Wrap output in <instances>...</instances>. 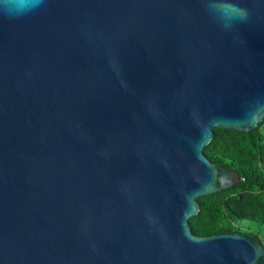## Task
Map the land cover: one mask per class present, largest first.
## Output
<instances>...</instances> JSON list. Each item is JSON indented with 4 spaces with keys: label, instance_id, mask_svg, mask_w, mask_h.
<instances>
[{
    "label": "water",
    "instance_id": "water-1",
    "mask_svg": "<svg viewBox=\"0 0 264 264\" xmlns=\"http://www.w3.org/2000/svg\"><path fill=\"white\" fill-rule=\"evenodd\" d=\"M30 8L0 0V264H264L261 240L189 224L239 181L213 128L264 118V0Z\"/></svg>",
    "mask_w": 264,
    "mask_h": 264
},
{
    "label": "trees",
    "instance_id": "trees-1",
    "mask_svg": "<svg viewBox=\"0 0 264 264\" xmlns=\"http://www.w3.org/2000/svg\"><path fill=\"white\" fill-rule=\"evenodd\" d=\"M263 120L242 132L213 128L204 154L239 174L231 187L198 198L199 212L189 218L193 233L210 235L236 231L261 240L264 246V134Z\"/></svg>",
    "mask_w": 264,
    "mask_h": 264
},
{
    "label": "clouds",
    "instance_id": "clouds-1",
    "mask_svg": "<svg viewBox=\"0 0 264 264\" xmlns=\"http://www.w3.org/2000/svg\"><path fill=\"white\" fill-rule=\"evenodd\" d=\"M45 2L46 0H31V8L28 12L38 10L44 5ZM234 7L236 8V14L228 19H224L220 15H217L216 13L212 12L214 17L221 23L222 27H224L226 30H230L236 23H242L248 18V13L245 9L239 8L235 5Z\"/></svg>",
    "mask_w": 264,
    "mask_h": 264
},
{
    "label": "rangeland",
    "instance_id": "rangeland-1",
    "mask_svg": "<svg viewBox=\"0 0 264 264\" xmlns=\"http://www.w3.org/2000/svg\"><path fill=\"white\" fill-rule=\"evenodd\" d=\"M261 130H262V132L264 134V124L262 125Z\"/></svg>",
    "mask_w": 264,
    "mask_h": 264
}]
</instances>
